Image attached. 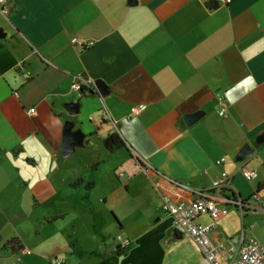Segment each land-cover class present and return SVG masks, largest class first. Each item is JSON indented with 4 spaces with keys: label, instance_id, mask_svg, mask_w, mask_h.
I'll return each mask as SVG.
<instances>
[{
    "label": "crops",
    "instance_id": "obj_1",
    "mask_svg": "<svg viewBox=\"0 0 264 264\" xmlns=\"http://www.w3.org/2000/svg\"><path fill=\"white\" fill-rule=\"evenodd\" d=\"M6 1L0 264H207L163 197L193 200L226 172L233 198L264 206V0H217L215 9L212 0ZM81 77L94 87L103 80L109 93L76 90ZM190 114L198 118L188 123ZM70 124L85 139L65 156ZM112 134L124 142L114 150ZM247 144L252 154L240 159ZM244 168L257 173L248 187L243 179L255 177ZM250 212L264 215L230 204L211 232L223 264L235 255L231 238L253 229ZM118 235L131 243L122 247ZM14 238L21 250L8 247Z\"/></svg>",
    "mask_w": 264,
    "mask_h": 264
},
{
    "label": "built area",
    "instance_id": "obj_2",
    "mask_svg": "<svg viewBox=\"0 0 264 264\" xmlns=\"http://www.w3.org/2000/svg\"><path fill=\"white\" fill-rule=\"evenodd\" d=\"M224 3H230L232 0H222ZM6 0H0V10H6ZM94 42L92 40L86 41L83 39L78 40L80 46H89ZM76 90H83V88H93V81L86 77H81L75 82ZM218 113L221 116L228 114V103L223 94H218ZM145 108V104H137L132 106L131 114L139 115ZM29 114H35L36 108L32 107L28 110ZM222 158L219 161H223ZM245 177L250 180L257 175L256 171H250L244 168ZM181 188L190 189L188 185L176 182ZM231 178L228 173L223 172L218 176L214 182L213 188L206 190L200 189L195 191L197 197L193 200L175 201L172 196L166 195L163 197V209L170 214L175 225L186 235L190 236L199 246L207 264H223L218 254L221 250L220 245H217L211 238V232L219 226V220L226 216L229 211V205L235 204L243 213L247 209H255L264 211V206H254L246 203L242 199H235L233 197H226L223 194L224 189H231ZM254 198L259 199L258 193L253 195ZM207 215L208 222L200 221V217ZM117 240L121 243L122 247H127L131 243L130 238L117 236ZM232 242L236 245L232 250L235 255L228 264H264V244L255 236H249L242 229L231 238ZM53 262L55 264H64L63 258L56 257Z\"/></svg>",
    "mask_w": 264,
    "mask_h": 264
},
{
    "label": "water",
    "instance_id": "obj_3",
    "mask_svg": "<svg viewBox=\"0 0 264 264\" xmlns=\"http://www.w3.org/2000/svg\"><path fill=\"white\" fill-rule=\"evenodd\" d=\"M1 31L2 29L0 28V33ZM95 88L97 89V91L101 96H106L109 93L108 85L103 80H96L95 87H93V89L95 90ZM68 108L71 113L78 112L77 110L78 107L75 104L70 105ZM185 118L187 122L190 123L193 119L198 118V116L195 114H190L187 115ZM72 129H73V124H70V126L66 129V135L62 145V153L65 156L69 155L73 151L74 146L82 145L84 143L85 133H83L80 128L74 130L73 132ZM263 141H264V134H262L258 139V142H263ZM252 151H253L252 146L250 144H247L240 153L239 158L244 159L246 157H249L252 154Z\"/></svg>",
    "mask_w": 264,
    "mask_h": 264
},
{
    "label": "rangeland",
    "instance_id": "obj_4",
    "mask_svg": "<svg viewBox=\"0 0 264 264\" xmlns=\"http://www.w3.org/2000/svg\"><path fill=\"white\" fill-rule=\"evenodd\" d=\"M250 171H255V170H250ZM255 177V178H254ZM253 181H245L243 179V184L244 186H251V184L256 182V176H254ZM245 226L249 227L251 226L253 229L248 230L247 235H253L257 237L263 244H264V215L257 212H250L249 217L246 218L245 220Z\"/></svg>",
    "mask_w": 264,
    "mask_h": 264
},
{
    "label": "trees",
    "instance_id": "obj_5",
    "mask_svg": "<svg viewBox=\"0 0 264 264\" xmlns=\"http://www.w3.org/2000/svg\"><path fill=\"white\" fill-rule=\"evenodd\" d=\"M218 6H219V5H218V1H217V0H212V1L210 2V4H209V7H210L211 9H215V8H217ZM84 89H85V88H83V90H84ZM92 91H94L93 88L90 90V92H92ZM105 143H106L107 147H108L110 150H114V149H116V148H119V147H121V146L124 144L123 140L120 138V136H119L118 134H112V135H110V136L105 140ZM261 187H262V186H259L258 190H260ZM224 191H231V192H232V190H231L230 188H228V189H224ZM232 196H233V197L236 196L234 192H232V195H231V196L228 195V196H226V197H232ZM7 245H8V247H10L11 249H13V250H15V251H17V250H21V249H22V246H21V244H20V241H19L18 239H16V238L9 240Z\"/></svg>",
    "mask_w": 264,
    "mask_h": 264
}]
</instances>
